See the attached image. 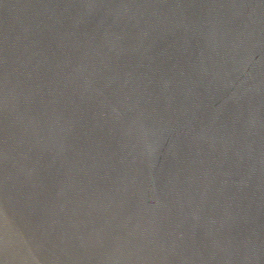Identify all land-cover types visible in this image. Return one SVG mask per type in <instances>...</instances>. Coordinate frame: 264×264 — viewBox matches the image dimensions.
<instances>
[{
  "label": "water",
  "instance_id": "obj_1",
  "mask_svg": "<svg viewBox=\"0 0 264 264\" xmlns=\"http://www.w3.org/2000/svg\"><path fill=\"white\" fill-rule=\"evenodd\" d=\"M0 264H264V0H0Z\"/></svg>",
  "mask_w": 264,
  "mask_h": 264
}]
</instances>
